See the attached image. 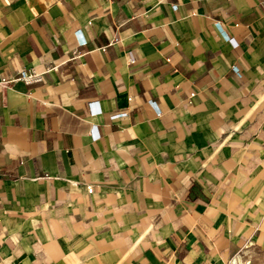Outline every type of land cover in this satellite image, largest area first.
I'll return each instance as SVG.
<instances>
[{"label":"crops","instance_id":"crops-1","mask_svg":"<svg viewBox=\"0 0 264 264\" xmlns=\"http://www.w3.org/2000/svg\"><path fill=\"white\" fill-rule=\"evenodd\" d=\"M262 1L0 0V264H264Z\"/></svg>","mask_w":264,"mask_h":264},{"label":"built area","instance_id":"built-area-1","mask_svg":"<svg viewBox=\"0 0 264 264\" xmlns=\"http://www.w3.org/2000/svg\"><path fill=\"white\" fill-rule=\"evenodd\" d=\"M262 4L264 6V0L262 1ZM176 4H173L172 7L175 9L176 8ZM75 35L78 39V44L79 45H83L86 43V40L84 38L81 37L80 35V31L76 30L75 31ZM230 41L233 44H236V41L233 38H230ZM127 55H128V60L129 61H134L135 60V55L133 53V51L130 49L127 51ZM234 71L237 73L238 76H241V73L239 72V70L234 67ZM43 78V72H37L32 68H26L23 67L21 69H19L16 74L12 77H3L2 79H0V84H6L9 82H13V81H17V80H21L25 83H33V82H37V81H41ZM190 95H193V92L190 93ZM148 103L150 106H152L157 112H159L158 108H157V104L154 100L149 99ZM123 113H113L111 115V117H116L118 115H122ZM87 190L91 191L92 187L90 185H87Z\"/></svg>","mask_w":264,"mask_h":264}]
</instances>
